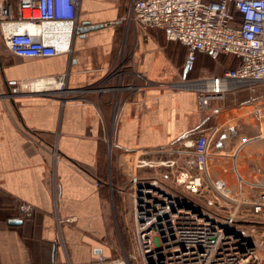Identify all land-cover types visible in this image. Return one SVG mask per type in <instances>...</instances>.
Wrapping results in <instances>:
<instances>
[{"label": "crops", "instance_id": "1", "mask_svg": "<svg viewBox=\"0 0 264 264\" xmlns=\"http://www.w3.org/2000/svg\"><path fill=\"white\" fill-rule=\"evenodd\" d=\"M131 2L81 0V26H102L73 36L70 54L19 57L0 34V264H113L104 243L123 181L109 167L213 128L243 124L263 135L264 104L261 119L249 105L200 109L196 91L177 86L186 47L129 19ZM51 77L63 78V93L31 90ZM254 147L252 157L246 145L236 154L245 175Z\"/></svg>", "mask_w": 264, "mask_h": 264}, {"label": "built area", "instance_id": "2", "mask_svg": "<svg viewBox=\"0 0 264 264\" xmlns=\"http://www.w3.org/2000/svg\"><path fill=\"white\" fill-rule=\"evenodd\" d=\"M16 1L14 16L11 2L0 0V34L13 55L71 53L72 37L81 34V0ZM128 18L185 46L187 72L194 70L198 54L235 61L222 72L177 84L196 91L200 109L212 103L223 109L249 105L263 117L264 0H132ZM44 85L43 93L65 91L62 77ZM257 87L263 91L254 96ZM217 132L136 152L124 161L132 200L130 258L142 264H264V178L244 179L235 160L241 148L263 136H241L225 155L236 172L232 189L226 179L210 175L209 159L221 155L212 149ZM32 210L27 203L18 206L23 216Z\"/></svg>", "mask_w": 264, "mask_h": 264}, {"label": "rangeland", "instance_id": "3", "mask_svg": "<svg viewBox=\"0 0 264 264\" xmlns=\"http://www.w3.org/2000/svg\"><path fill=\"white\" fill-rule=\"evenodd\" d=\"M235 66V61L231 59L230 56L224 55L221 56L217 61L198 58L194 65V70L188 72V79H193L199 77L200 75L206 74L204 72L219 73L227 68ZM198 74V75H197ZM197 75V76H195ZM252 122V121H251ZM263 126V137L258 138L252 141L250 144L246 145L247 150L242 151L244 154H249L252 157V144L255 146L254 149L257 150L256 158L252 162L249 161L248 169H246V175L243 172V168L238 169V173L248 181H252V178H264V124ZM258 134L257 130H252L250 126L241 125L237 128L232 129H219L217 135L212 143V149L215 153H220L219 156H212L209 163L210 175L213 178H223L226 179L228 184L232 189L236 184V172L234 171L233 161L225 156L228 152L225 150L227 147H231L236 139L241 136H252V134ZM256 134V135H257ZM241 152V153H242ZM224 155V156H222ZM260 157V158H258ZM125 167H109V174L112 175L115 182L117 178L123 181L121 188L117 189L115 193V206L114 211L112 212V227H113V236L104 245L108 244V248L111 252V260L117 261L122 260L125 264H142L139 260L132 259L129 257L131 253V235H132V219H131V209L130 204L131 193L127 188L125 181L124 171L127 170ZM244 167V166H243ZM246 193H249L248 196H252V188L244 189ZM120 199V200H119ZM124 199L125 206L122 204Z\"/></svg>", "mask_w": 264, "mask_h": 264}, {"label": "water", "instance_id": "4", "mask_svg": "<svg viewBox=\"0 0 264 264\" xmlns=\"http://www.w3.org/2000/svg\"><path fill=\"white\" fill-rule=\"evenodd\" d=\"M102 25H92L88 22H83L81 27V34L86 33L89 30L100 28ZM187 69L183 71V78L186 77Z\"/></svg>", "mask_w": 264, "mask_h": 264}, {"label": "bare ground", "instance_id": "5", "mask_svg": "<svg viewBox=\"0 0 264 264\" xmlns=\"http://www.w3.org/2000/svg\"><path fill=\"white\" fill-rule=\"evenodd\" d=\"M46 86L44 85V82H35L31 85V90L36 92L44 91Z\"/></svg>", "mask_w": 264, "mask_h": 264}]
</instances>
